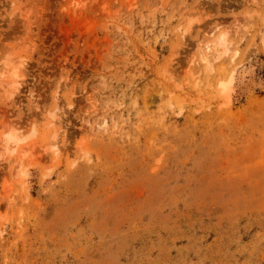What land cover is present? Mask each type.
I'll return each mask as SVG.
<instances>
[{
	"label": "rangeland",
	"instance_id": "rangeland-1",
	"mask_svg": "<svg viewBox=\"0 0 264 264\" xmlns=\"http://www.w3.org/2000/svg\"><path fill=\"white\" fill-rule=\"evenodd\" d=\"M0 264H264V0H0Z\"/></svg>",
	"mask_w": 264,
	"mask_h": 264
},
{
	"label": "bare ground",
	"instance_id": "bare-ground-1",
	"mask_svg": "<svg viewBox=\"0 0 264 264\" xmlns=\"http://www.w3.org/2000/svg\"><path fill=\"white\" fill-rule=\"evenodd\" d=\"M217 46H223L224 47V50L221 52V53H226L227 51V43L225 41V37H224V34L221 35L217 41L213 44H207L205 47H204V54L202 56V60L204 61L205 64H210V58L209 57H212V58H219L220 57V54H213V51H215L216 47Z\"/></svg>",
	"mask_w": 264,
	"mask_h": 264
}]
</instances>
